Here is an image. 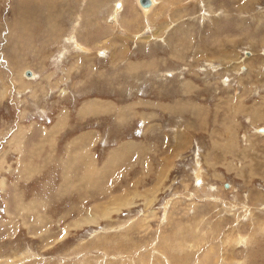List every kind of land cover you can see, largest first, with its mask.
<instances>
[{
  "label": "rangeland",
  "instance_id": "obj_1",
  "mask_svg": "<svg viewBox=\"0 0 264 264\" xmlns=\"http://www.w3.org/2000/svg\"><path fill=\"white\" fill-rule=\"evenodd\" d=\"M138 2L0 0V264H264V0Z\"/></svg>",
  "mask_w": 264,
  "mask_h": 264
},
{
  "label": "bare ground",
  "instance_id": "obj_2",
  "mask_svg": "<svg viewBox=\"0 0 264 264\" xmlns=\"http://www.w3.org/2000/svg\"><path fill=\"white\" fill-rule=\"evenodd\" d=\"M138 1V0H137ZM155 2H156V0H151V5L150 6H148V7H145V6H143L141 3H140V0H139V2L138 3H140L139 5L143 8V9H145L146 11H145V14L147 13V11L149 12V11H151L153 8H154V6L153 5H155ZM47 5H49V4H47ZM120 6V5H119ZM140 8V7H139ZM141 10V9H140ZM143 13H144V11H143ZM118 11H115L114 12V16H115V20L117 21V17H118ZM23 72V71H22ZM26 75H28L27 74V71H26ZM92 104V103H91ZM257 129H259V128H257ZM259 130H261L262 132L264 131V128H260ZM236 141V140H235ZM228 142V141H227ZM232 142V141H231ZM233 143V142H232ZM232 146L234 145V143L233 144H231ZM236 145V144H235ZM233 149V148H232ZM229 151V150H228ZM107 212V211H106ZM110 213V212H109ZM81 222H82V220H81ZM79 223V222H78ZM79 225V224H78Z\"/></svg>",
  "mask_w": 264,
  "mask_h": 264
},
{
  "label": "water",
  "instance_id": "obj_3",
  "mask_svg": "<svg viewBox=\"0 0 264 264\" xmlns=\"http://www.w3.org/2000/svg\"><path fill=\"white\" fill-rule=\"evenodd\" d=\"M140 3L145 6L148 7L151 5V0H140ZM30 73V72H29Z\"/></svg>",
  "mask_w": 264,
  "mask_h": 264
}]
</instances>
